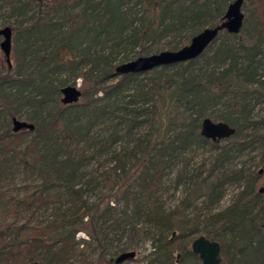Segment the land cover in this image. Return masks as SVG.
<instances>
[{
    "label": "trees",
    "instance_id": "1",
    "mask_svg": "<svg viewBox=\"0 0 264 264\" xmlns=\"http://www.w3.org/2000/svg\"><path fill=\"white\" fill-rule=\"evenodd\" d=\"M232 1L72 0L68 5L56 0L52 6L0 0L14 33L12 65L0 63V264H89L95 250H100L97 260L105 262L110 233L122 243L120 253L157 236L159 245L147 255H159L157 264H201L191 251L199 235L220 243L222 264H264V152L260 170L245 174L225 167L243 145L239 137L248 112L245 104L236 116L209 109L249 93L254 84L263 87L264 0L245 3L240 32L221 31L195 59L143 73L114 71L122 62L158 52L146 44L169 34L182 40L169 50L178 49L203 28L219 24ZM78 79L79 101L63 104L61 88ZM14 117L34 129L14 132ZM204 117L235 128L223 139L226 145L200 135ZM109 118L113 127L103 128L97 135L101 147L92 150V140L98 141L93 127ZM143 127L146 131L138 132ZM256 138L264 142V135ZM194 141L219 147L211 170L216 175L191 172L190 193L167 209L161 180L177 150ZM93 161L97 165L87 169ZM17 174L28 181L36 174L42 181L14 196L5 183ZM238 179H245L244 187L222 210L207 219L185 212L193 199L218 203L224 185ZM177 182L184 184L182 176ZM107 188L114 190L108 197H123L124 204H109L101 192ZM50 208L52 219L34 221ZM79 232L87 238H77Z\"/></svg>",
    "mask_w": 264,
    "mask_h": 264
},
{
    "label": "rangeland",
    "instance_id": "2",
    "mask_svg": "<svg viewBox=\"0 0 264 264\" xmlns=\"http://www.w3.org/2000/svg\"><path fill=\"white\" fill-rule=\"evenodd\" d=\"M34 1L35 3H42V4L47 3V4H51L52 6H55L56 4V0H34ZM71 2L72 0H62V3H66L68 5ZM60 15L61 13L59 12L58 16ZM5 16H6V12H4V9H2L0 11V28L3 27L4 25H8V21H7L8 19ZM12 21H14V19ZM9 23L13 26L12 22ZM14 24L16 23L14 22ZM177 41H182V40L180 39L179 36L176 37L169 34L166 38L162 40L153 43H147L146 45L149 47V50H156V51L158 50L159 52L163 50H169V46ZM182 46L183 45H181L180 47ZM138 49L139 48H136L133 51V54H135L136 51H138ZM60 52L66 54L64 49H62ZM11 60H13V52H11ZM0 63L2 64V66L7 64L1 49H0ZM260 65H261L259 70L260 81L264 83V58L262 57H260ZM141 77L145 79L146 77H148V75L144 73L142 74ZM77 85L79 86L81 85V80L78 79ZM242 104L246 105L245 108L246 111L248 112L247 115H248L249 123L245 126L241 136L239 137V140L243 142V145L240 146L239 150L231 154L230 158L225 163V167L231 170L240 168L244 170L245 174H249L251 171L260 170L259 166L261 165V160L264 152V148H263L264 142L256 138V136L258 135H264V84L263 87H261L260 84L252 85L251 91L249 93L241 95L239 97H235V100L223 99L218 101L217 103L209 104L210 107L209 109L213 111V113H217V114L234 113V116H236L238 115V111L242 106ZM19 119L25 120L23 118H19ZM103 121H105L104 124L98 123L96 126L93 127L91 131V134L93 136H96V139H98L96 145H95V140H92L93 141L92 150H94L95 147L96 148L101 147V144L99 143L100 137H98L97 135L102 134L103 128L106 127V129L108 128L111 129L113 127L111 118L105 119ZM145 131L146 129L144 127L138 130V132H145ZM219 144L226 145L227 141L221 140ZM117 145L123 146L124 144L117 143ZM117 145L116 147H118ZM227 147H229V144L225 148ZM219 152H220L219 147L214 148L209 143H202L197 141H194L193 144L188 145L184 149L181 148L177 150L175 154L177 157L176 161L161 180L162 188L164 191L162 195V201L167 209L173 208L181 204L185 195L190 193L187 192L186 183L187 184L190 183L188 178L191 172L196 171L200 173L201 178L210 177L211 179H213L215 177L216 170H214L213 174L211 170L213 168V164L216 163L215 158L216 159L218 158ZM96 165L97 162L93 161L91 163H88L86 167L87 169H89L90 166L95 167ZM109 166L110 164L106 162L104 168L106 169ZM179 175L180 177L182 176V180L184 181V184H179L177 182L179 179ZM17 176L18 174L14 178L15 180L13 179L14 181L9 180L7 181V183H5V188L7 187L10 190V192L13 193L11 194L14 196H22L23 188L25 186L30 185L31 189H33V187L39 185V183L42 181V179L36 174L33 175V177L29 179V181L26 179V176L22 174H20L18 177ZM244 184H245V179L230 181L226 185H224V195L218 203L214 205H208V203H205L203 198H199L197 201L193 199L192 202L191 200L188 201V206L186 207L185 212L191 218L194 217V215L199 214L200 219H207L216 212L222 210L229 203H231L232 200L235 199L239 191L242 190ZM260 186L261 185L258 183L256 189L259 188ZM101 192L105 194L106 198L109 199L108 202L111 205L121 206V204H124L125 202L123 197H118V198L112 196L108 197L107 194H109V192H111V194H114V190H110L109 188H107V189H103ZM102 196L103 195L101 194L100 197ZM93 199H96V197L93 196L92 200ZM51 207L53 208V206ZM52 208L44 212L42 210L39 211L35 216H33L34 221L40 220L45 223L47 218L52 219L51 217L52 216L54 217L53 215L54 212L52 211L53 210ZM24 217L25 216L22 215L23 221H24ZM22 218H20L21 221ZM33 223H37V222H33ZM76 237L80 239L87 238L83 232H79ZM125 239L126 238H124L122 242H124ZM108 243L110 246L109 245L106 246L104 250V254L106 257L105 262H99L97 260L98 252L100 250H95L94 255L90 256L91 263L89 264H106V262L109 261L110 259L112 260L115 259V257L120 253L117 251V246L121 245L122 243L116 242L114 233L109 234ZM154 245L156 246L159 245L157 236H154L148 240L146 239L137 248H134V250L136 251L135 258L125 260L120 264H157L159 255H153L152 258H149L150 256H147L148 254L153 252ZM131 249L132 248H130L129 250ZM177 253L178 252H174L173 257L175 256L177 257ZM74 264H87V263H85L84 261L82 262L75 261Z\"/></svg>",
    "mask_w": 264,
    "mask_h": 264
},
{
    "label": "water",
    "instance_id": "3",
    "mask_svg": "<svg viewBox=\"0 0 264 264\" xmlns=\"http://www.w3.org/2000/svg\"><path fill=\"white\" fill-rule=\"evenodd\" d=\"M250 0H233L228 4L226 11L219 24L205 27L197 34L193 35L189 42L176 50H163L150 55L138 56L134 59L122 62L115 66L116 74L143 73L155 67L170 65L199 57L206 48L217 38L223 30L230 34H238L243 26L244 12L243 5ZM12 28L5 25L0 28V49L3 52L8 67H11L12 52ZM61 102L63 104L77 103L81 96L79 85H67L61 88ZM27 129L33 130L34 125L28 121L12 118V130L14 132ZM235 128L224 121H215L209 117L201 120L200 135L204 138L216 142L233 136ZM191 251L198 256L201 264H222L221 245L218 241L199 235L191 242ZM177 253V259L179 257ZM136 256L135 250L119 253L115 259V264H120L125 260L133 259Z\"/></svg>",
    "mask_w": 264,
    "mask_h": 264
}]
</instances>
